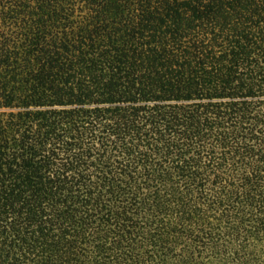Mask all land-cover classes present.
<instances>
[{"label": "trees", "instance_id": "1", "mask_svg": "<svg viewBox=\"0 0 264 264\" xmlns=\"http://www.w3.org/2000/svg\"><path fill=\"white\" fill-rule=\"evenodd\" d=\"M0 264H264V0H0Z\"/></svg>", "mask_w": 264, "mask_h": 264}]
</instances>
